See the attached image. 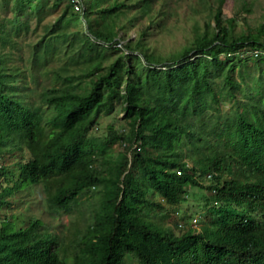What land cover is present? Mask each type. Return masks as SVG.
<instances>
[{"label":"trees","instance_id":"obj_1","mask_svg":"<svg viewBox=\"0 0 264 264\" xmlns=\"http://www.w3.org/2000/svg\"><path fill=\"white\" fill-rule=\"evenodd\" d=\"M22 1L16 0V12L25 11ZM61 1L55 0L54 6ZM128 1L70 0L68 6L77 4L80 12L74 15L83 17L88 37L122 44L120 33L139 16L153 17L149 12L156 10L155 0H134L142 14L129 16ZM67 8L58 23L69 13ZM25 17L23 13L12 19ZM0 20V158L5 157L0 165V264H264V212L261 221L248 214L264 211V94L248 97L233 120L206 113L216 111L209 105L217 101L208 79L211 65L227 68L224 85L233 95L241 84L228 69L235 61L220 62L219 56L246 58L248 49L256 48L250 54L264 57L259 51L264 50V24L256 32L237 35L232 20L222 23L218 11L213 31L208 23L204 33L196 27L194 38L179 51L189 61L188 69L173 68L164 81L139 83L125 61L139 55L123 52L104 74L91 65L84 71L67 62L51 69L59 86L28 89L24 69L8 65L18 58L17 43L4 30L11 25ZM12 26L30 29L27 21ZM51 27L46 26L47 34ZM148 34L146 26L124 47L132 52L144 48ZM143 55L162 61L151 59L156 55L145 50ZM116 98L123 100L128 129L118 136L125 146L113 166L117 171L104 180L97 154L84 148L98 118L112 110ZM7 154H13L12 164H7ZM202 176L212 178L207 188L233 210H218V222L200 230H181V223L169 227L166 206L185 202L189 186L205 188ZM36 187L42 212L50 213L51 220L33 214L21 221L15 213L4 212L19 190L34 192ZM152 192L161 196L160 202L148 199ZM89 193L98 200L81 209L82 197ZM147 207L155 215H147ZM68 237L80 248L70 251Z\"/></svg>","mask_w":264,"mask_h":264},{"label":"rangeland","instance_id":"obj_2","mask_svg":"<svg viewBox=\"0 0 264 264\" xmlns=\"http://www.w3.org/2000/svg\"><path fill=\"white\" fill-rule=\"evenodd\" d=\"M83 1L85 4L86 0ZM129 1L130 8L126 12L127 15H141L142 12L135 9L137 5L134 4V0ZM54 2L55 0H23L22 4L25 11L16 12L15 7L19 5L16 0H0V18L11 25L9 28H4V30L9 31L12 35L11 38L17 43V49L14 53L18 55V58L9 60L8 65L10 68L15 66L24 69L29 82L28 89L30 87L40 89V85L59 86L61 82L54 79L51 69L58 68L67 62L75 64L84 71H88V66L91 65V69L98 68V74H104L113 62L118 61L119 55L123 52L139 55V58L125 59L128 65L135 70L134 79L139 83L147 85L149 79L164 81L168 76V72L173 68V70H180V67L185 66V69H188L189 61L182 60L179 51L194 38L196 27L198 33H204L208 30L206 26L208 23L210 32L213 31L212 28L216 26L215 14L218 11L221 12L220 21L222 23H228L232 20L237 35L242 31L256 32L264 24V0H155L153 7L156 10L149 12V14H154L153 17L150 15L146 18L139 16L134 25L132 24L120 33V38H124L122 44L116 42H114L116 44H110L98 40L95 36L88 37L89 33L82 19L83 17L78 18L74 15V13L80 12L77 4L69 7L70 0H62L58 6H54ZM66 7H68L67 11L69 13L58 23L59 18L64 16ZM162 9L165 14H161ZM23 13L26 17L22 20L12 19L16 15H23ZM82 16H84V12ZM93 16H95V13ZM153 19L154 22H152ZM26 21L30 24L28 32H26L25 26L16 28V30L12 26L13 23L21 25ZM127 23H130V21ZM48 25L52 26L50 34H47L48 31L46 30ZM146 26H148L149 34L144 42L147 43V46L140 47L135 52L126 49L124 43L135 41L137 34ZM66 33L68 35H65ZM262 37L264 39V35ZM44 40L49 41L53 46H43L42 42ZM36 48L38 51H34ZM144 50L156 55L150 56L151 59L161 57L162 61L148 60L143 55ZM33 51L37 54L34 58L32 57ZM251 51L256 52V48H249L247 51L249 55L246 58H241L243 60L240 57L219 56L220 62L235 61L234 65L229 66L228 69L231 71V77L241 81V84L234 90L233 95L229 93L231 90L233 92V89L224 85L225 76L223 74L227 68L211 65V74L208 79L210 78L213 81L212 87L217 101L216 103L210 101L209 105L215 107L214 109L217 112L212 110L206 113L217 114L222 119L233 120L239 114V109H242V105L248 97L251 98L257 93L264 94V57L253 56L250 54ZM259 51L264 52L260 49ZM176 53L178 54L174 57L173 55ZM170 60L172 66H167L166 62ZM210 60L213 61V58ZM34 76L37 77L35 82L33 81ZM180 76L175 75L176 78ZM19 78L22 79V76H19ZM21 82L22 80H20ZM162 84L160 83V85ZM121 91V93L125 92L123 87ZM18 96L21 97L20 90ZM123 107L122 99H114L112 110L102 112L98 118V124L91 129L90 137L84 148L85 151H92L97 154L99 159L97 166L103 171L104 180L111 178L113 172L117 171V169H113V166L116 165L119 154L124 151L125 145L121 143V139L118 137L128 129L126 112ZM19 159L17 158V161ZM4 160L5 157L0 158V165L4 164ZM14 160L13 154H7V164H12ZM200 182L205 188L189 186V194L185 202L174 204V206H166L167 211L163 213L167 216L166 224L169 227L172 225L175 229V227L178 228L177 224L181 223L183 225L181 228L179 227L181 230H186L188 227L200 230L206 224L218 222L216 209L219 205L222 204L220 213L225 212L224 202L219 203L215 192L207 188V186L213 185L212 178L202 176ZM103 185H101L100 191L104 189ZM40 198L41 192L38 187L34 192L29 189L19 190L12 199V205L7 207L4 212L8 215L15 213L21 221L28 220L33 214L36 216L44 215L47 220H51L50 213L42 212ZM148 199L151 201L156 199L157 202H160L161 196L152 192L148 194ZM97 200L98 198L94 197L92 193L85 194L82 197L81 209H90V204L95 203ZM177 211L180 213L175 216ZM155 212L151 207L145 209L147 215H155ZM251 213V216L255 219H260V212ZM11 219L13 218L11 217ZM194 219H198V221L195 223ZM53 223L56 228L60 225L56 221H53ZM179 231L176 230L175 233L178 234ZM67 244L72 252L80 248V245L70 237L67 238ZM126 264L138 263L135 260H130Z\"/></svg>","mask_w":264,"mask_h":264},{"label":"clouds","instance_id":"obj_3","mask_svg":"<svg viewBox=\"0 0 264 264\" xmlns=\"http://www.w3.org/2000/svg\"><path fill=\"white\" fill-rule=\"evenodd\" d=\"M132 165H130V167H131ZM130 171H131V168L129 169ZM179 174H180V172H179ZM219 202V201H218ZM224 202V204H223V206L226 208V210L227 211H229L230 209L231 210H233V207H232V205H231V203L230 202H226V201H222V203ZM220 203V202H219ZM222 205V204H221ZM221 205H219L218 206V208L216 209V212L218 211V210H222V208H221ZM236 211H238V212H241V209H240V207H238L237 208V210ZM252 211H249V216L251 217V218H253L254 220H256V221H261L262 220V218H263V216H262V214H263V210L262 209H258V210H256L255 212H260V219L259 220H257V219H255L253 216H251V213ZM222 214V213H221ZM220 214V215H221ZM196 221H198V219H194V222L196 223ZM183 226V225H182Z\"/></svg>","mask_w":264,"mask_h":264}]
</instances>
